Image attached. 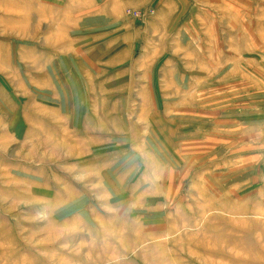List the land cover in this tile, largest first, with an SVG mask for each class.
Returning <instances> with one entry per match:
<instances>
[{"label":"rangeland","instance_id":"1","mask_svg":"<svg viewBox=\"0 0 264 264\" xmlns=\"http://www.w3.org/2000/svg\"><path fill=\"white\" fill-rule=\"evenodd\" d=\"M0 264H264V0H0Z\"/></svg>","mask_w":264,"mask_h":264}]
</instances>
